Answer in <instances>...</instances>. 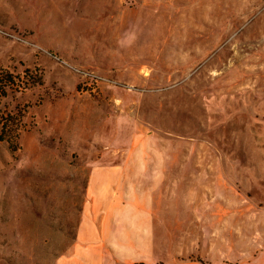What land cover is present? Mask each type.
Masks as SVG:
<instances>
[{"label": "rangeland", "instance_id": "1", "mask_svg": "<svg viewBox=\"0 0 264 264\" xmlns=\"http://www.w3.org/2000/svg\"><path fill=\"white\" fill-rule=\"evenodd\" d=\"M107 179L264 206V0H0V264H60Z\"/></svg>", "mask_w": 264, "mask_h": 264}, {"label": "crops", "instance_id": "2", "mask_svg": "<svg viewBox=\"0 0 264 264\" xmlns=\"http://www.w3.org/2000/svg\"><path fill=\"white\" fill-rule=\"evenodd\" d=\"M150 181L89 180L77 241L59 263L264 264V206L249 195L231 199V225H205L218 198L187 180Z\"/></svg>", "mask_w": 264, "mask_h": 264}]
</instances>
